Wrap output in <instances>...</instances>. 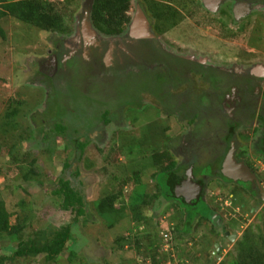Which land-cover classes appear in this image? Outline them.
Here are the masks:
<instances>
[{
  "label": "flooded vegetation",
  "instance_id": "flooded-vegetation-1",
  "mask_svg": "<svg viewBox=\"0 0 264 264\" xmlns=\"http://www.w3.org/2000/svg\"><path fill=\"white\" fill-rule=\"evenodd\" d=\"M167 1L175 6L181 41L171 39L169 29H151L153 17L144 3L148 36H135L131 29L106 35L92 22L93 0H88L79 31L48 49L31 72L32 84L46 93L39 109L49 117L47 123L66 114L68 129L84 132V148L93 141L103 148L104 140L99 143L92 133L104 134L120 109L153 107L180 129L174 136L168 127L171 138L167 146L163 142L175 161L171 181L179 200L197 195L191 203L201 198L208 203L215 184L225 188L216 194L226 203L239 197L253 201L227 206L229 215L238 208L259 214L264 206V0ZM197 31L206 36L215 31L209 36L235 50L227 55L181 45L184 37L194 43ZM250 36H259L263 44L250 41L242 48L238 39ZM227 232L212 235L233 242L234 233Z\"/></svg>",
  "mask_w": 264,
  "mask_h": 264
},
{
  "label": "rangeland",
  "instance_id": "rangeland-1",
  "mask_svg": "<svg viewBox=\"0 0 264 264\" xmlns=\"http://www.w3.org/2000/svg\"><path fill=\"white\" fill-rule=\"evenodd\" d=\"M49 1L57 4L55 10L62 12L63 23L69 32L45 31L11 16H5L0 20V124L11 102H14V105H17V101L24 102L19 106L21 108L19 115L12 121V129L6 132L0 131V139L4 138L11 143L18 142L24 137L20 143L18 142L20 150L18 165L6 152H0V190L8 210L13 213L11 223L16 224L24 218L28 226L23 235L24 239L40 230L51 233L56 228L72 222L74 218L71 210L64 211L60 208V203L54 197L52 189L63 171L62 165L65 157L68 154L70 159L72 153L69 154L70 152L65 150L71 139H67V136L53 134L51 128L57 122L68 125L70 119L66 114L61 113V118L47 123L49 117L44 114L43 109H39L46 101L45 90L43 87L32 84L30 78L31 72L38 69L41 57H47L48 49L54 47L59 40L65 39L68 42V39L73 36L67 35L79 31V19L88 5V0ZM170 1L173 4L178 3L176 0ZM143 3L150 9L153 17L151 29L159 30L162 27L169 29L171 39L175 37L181 41L180 38L183 36H177L176 33L179 19L174 15L175 6H169L166 0H132L128 11L131 20L125 30L131 29L138 9H144ZM207 32L214 36L217 33ZM195 35L197 37H193L194 43H191L188 37H184L181 45H191L201 50H210L212 53L218 51L221 54L225 51L227 55L235 50L233 48L229 51L230 46L225 48L224 43L219 39L206 36L204 32L197 31ZM258 37L250 36L247 39L243 37L242 41L238 39V42L242 48L250 41H257V45L260 46L263 42ZM208 55L212 56V54ZM10 98L12 100L8 103ZM129 109V111L127 107L120 109L116 113V123L107 125L105 130H101L105 131L104 134L92 133V137L99 143L104 140L105 144H101L103 148H96V141H93L95 143L84 148L81 162L78 164L75 162V169L84 182L89 212L88 215L81 217L80 222L73 225L76 236L67 244V249L54 264H222L223 260L229 264L238 254L237 240L242 239L247 232H254L259 241L261 237H264V206L259 214H250L249 210L240 211L238 207H235L238 211L231 210L232 214L229 215L230 210L226 211L227 206L230 208L238 205L240 203L238 200L245 201L248 205L253 201L239 197L235 204L233 202L229 204V201L227 204L226 198L216 194L225 189L223 186L216 187L213 184L212 188L217 191L215 194H207L209 208L206 210V206L198 202L190 211L191 214L189 210L187 211L188 208L181 213L173 202H166L159 207V203L157 205L154 198L147 206L141 201H134L136 193L144 191L152 195L158 192L156 181L151 179L152 172L158 170L157 166L151 164V152H162L163 142L167 146L169 134L171 136L168 127L172 129L174 136L179 134L180 129L170 124L172 118L169 121L153 107L146 109L143 106L142 109L138 106ZM76 126L79 125L76 123ZM80 130L69 129L74 136L80 135L81 140L84 138L82 135L84 132L81 130V133ZM73 148L79 149L74 145ZM33 158L36 159L34 169L40 172V176L36 174L25 180L23 174L32 168L29 163ZM137 159L141 162L136 163ZM139 168H142L140 184L135 182L133 179L135 175L132 174L133 169ZM72 170V168L67 170L65 176L72 178L70 177ZM114 176L118 178L117 181H112ZM164 176V173L158 170L157 179L165 185L163 194L171 192L177 196L176 188L173 186L171 189L170 184L167 183L169 180ZM127 177L130 180L124 182V178ZM115 189L123 193L116 204L123 202L125 209L119 213L102 214L97 204L102 197ZM140 203L142 205H139ZM133 207H139L140 212L142 210L144 218L135 225L142 230L143 234H147L141 235L139 232L137 234L139 239L142 237V247L125 244L124 249H121L115 243L116 238L125 235L131 239L134 235L130 232L135 222L132 220ZM213 208H215V214L209 215L211 222L208 221L196 227L197 219L195 220L190 238L184 239L177 232L175 227L177 224L183 225L185 215L186 217L195 213L206 215ZM218 217L221 219L219 220ZM213 228L219 229L221 235L223 231L224 235L226 231L234 233L236 235L234 241L228 243L226 240H219L213 243L218 239L212 235ZM17 242L13 236L0 237V255L4 253L11 255L13 251L8 247L17 246ZM216 243L221 246L220 257L214 254ZM17 262L19 264H50L44 255L34 259H21ZM8 263L11 264V262Z\"/></svg>",
  "mask_w": 264,
  "mask_h": 264
},
{
  "label": "trees",
  "instance_id": "trees-1",
  "mask_svg": "<svg viewBox=\"0 0 264 264\" xmlns=\"http://www.w3.org/2000/svg\"><path fill=\"white\" fill-rule=\"evenodd\" d=\"M131 1L132 0H93L91 6V20L95 27L106 35H121L131 20V16L128 14ZM56 5L57 4L55 2H50L49 0H0V20L5 16H11L16 20L36 26L45 31L69 32L63 23L62 12L55 10ZM10 100L12 99L10 98L7 102L9 103ZM16 103L17 105H14V102H11L10 106L7 107V110L4 113V118L0 124V131L6 132L12 129V121L19 115L21 111L19 106L24 102L17 101ZM69 125V123L68 125H64L57 122L54 123V126L51 128L53 130V134L62 135L63 137L67 136V139L72 140H70V144L69 142L67 143L68 145L65 149L70 152H68L69 154L72 153V157L69 159L68 154L65 157L66 159L62 165L63 171L52 189L54 197L60 203V208L64 211L71 210L73 212V221L62 227L56 228L51 233L40 230L34 232L33 235L27 237V239H24L23 235L28 226L24 222V218L23 221L20 219L16 224L11 223L10 219L13 216V213L8 210L5 201L2 199L0 190V237H3V235L13 236L18 241L17 246L10 245L13 247L11 255H7L5 253L0 255V264H10L8 262L13 263L21 259H34L40 255H44L48 263H56L60 255L67 249V244L72 241L73 237L76 236L73 231V225L80 222L81 217L88 215L89 211L87 200L85 198L84 182L80 178V174L77 169H75V162L78 164L82 160L84 144L80 141V135L74 136L70 133L68 129ZM22 138L24 139V137ZM20 140L18 141L19 143L21 142ZM18 142L11 143L4 140V138L0 139V152H6L7 155H10L12 157V161L17 165L20 162L18 161L20 160ZM70 145H72V147ZM73 145L75 148L78 147L79 149L75 150ZM139 156L141 157V153ZM150 159L151 164L157 166L159 172L164 173V177L169 180V182H167L170 184L169 187L173 189L174 184L171 181V175L174 174L172 168L174 167L175 161L173 160V154L170 149L165 148L162 152L152 151ZM139 162H141V160L137 159L136 163ZM29 164H31L32 168L23 174L25 180H28L30 177H34L36 174L40 176V172H37L36 169H34L36 168V159L33 158ZM70 168L73 169L72 173H70V177L72 178L65 176L66 171ZM158 170L152 172L151 179L156 181L155 184L158 187V190L161 191L155 192L152 195L146 194L144 191H138L139 193H136L137 196L134 197V201H141L143 205L147 206L150 203V200L154 198L157 205L159 203V207L166 202H173L180 209L181 213H184V209L186 208H188L187 211L189 210L190 213L198 202H202L203 205L206 206V210L209 208L206 200L204 201L202 198L200 200H196L194 203H188L184 198L179 202V197L171 192H167L164 195L163 192L165 193V185H162L160 180L157 179ZM132 174L135 175V177H133L135 182L140 184L142 168L133 169ZM112 179V181H117L118 178L116 179L114 176ZM128 179V177L124 178L123 181L127 182ZM116 191L118 190L115 189L114 191H111L110 194L102 197L97 204V208L102 214L112 212L119 213L121 210L125 209V204L123 202H120L119 205L116 204L120 196L123 194L121 190L118 192ZM161 199L162 201H160ZM141 203L139 205H142ZM135 206H137V204ZM139 207L132 208V220L135 222L134 225H132V230H130V232H133L134 235L131 239L130 237L128 238L124 235L122 237L118 236L115 240V243L118 244L121 249H124L125 244L138 247H142L143 245L141 239L142 237L139 239V235H137L139 233L142 235V230L135 225L137 222L140 223L142 218H144L142 210L141 212L139 211ZM214 209L215 208L211 211L209 210V214L206 215L203 213L190 215L191 213L189 214L187 212L189 215L187 217L185 215V219L183 218V225H176L175 228L177 232H179L184 239L190 238L195 220L197 219L196 227L202 223H207L208 221L211 222L209 215L211 214L212 216V214H215ZM218 219L221 218L218 217ZM212 233L217 235L221 234L219 229L215 230L214 228L212 229ZM145 234L147 233H144L143 235ZM216 241L217 240L213 241V243ZM236 243L238 254L236 257L234 256L233 260L229 264H264V237H261L259 241L254 232H247L245 236L239 241L237 240ZM222 264H226V261L223 260Z\"/></svg>",
  "mask_w": 264,
  "mask_h": 264
},
{
  "label": "water",
  "instance_id": "water-1",
  "mask_svg": "<svg viewBox=\"0 0 264 264\" xmlns=\"http://www.w3.org/2000/svg\"><path fill=\"white\" fill-rule=\"evenodd\" d=\"M131 30L133 32V34L135 36H140V37H145V36H148L149 32H150V25H149V21L144 13V11L139 8L138 9V12H137V15L133 21V24L131 26ZM147 33V34H146ZM179 196H181V193H178ZM197 199L198 196L195 195L194 197H190V198H186L187 201H189V203H191V200L192 199ZM227 234H229V232H227ZM236 235H232L230 236V239L233 240L234 237ZM221 250V246L219 243H216L215 244V250H214V254L217 256V257H220V254H219V251Z\"/></svg>",
  "mask_w": 264,
  "mask_h": 264
},
{
  "label": "crops",
  "instance_id": "crops-1",
  "mask_svg": "<svg viewBox=\"0 0 264 264\" xmlns=\"http://www.w3.org/2000/svg\"><path fill=\"white\" fill-rule=\"evenodd\" d=\"M12 248H13L12 246H9V247H8L9 250H12ZM11 264H19V263H18L17 261H15V262H13V263H11Z\"/></svg>",
  "mask_w": 264,
  "mask_h": 264
},
{
  "label": "clouds",
  "instance_id": "clouds-1",
  "mask_svg": "<svg viewBox=\"0 0 264 264\" xmlns=\"http://www.w3.org/2000/svg\"><path fill=\"white\" fill-rule=\"evenodd\" d=\"M167 237V236H166Z\"/></svg>",
  "mask_w": 264,
  "mask_h": 264
}]
</instances>
